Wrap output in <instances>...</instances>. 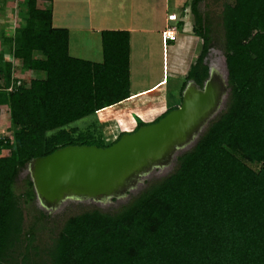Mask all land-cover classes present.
<instances>
[{"label":"trees","instance_id":"obj_1","mask_svg":"<svg viewBox=\"0 0 264 264\" xmlns=\"http://www.w3.org/2000/svg\"><path fill=\"white\" fill-rule=\"evenodd\" d=\"M37 1L51 0H26L23 24L3 38L23 69L45 77L26 84L15 77L19 85L0 90L9 132L0 134V264H264V0L222 3L225 105L170 172L115 209L95 206L68 216L41 250L34 224L22 226L17 201L33 200L31 182L26 175L25 189L15 194L14 179L33 157L67 144L103 147L124 133L105 143L95 112L129 96L130 60L124 29L99 32V62L72 56L68 30L53 27L51 9ZM198 1L188 7L200 48L180 81L179 101L188 79L201 85L207 75L210 36ZM182 24L178 17V31ZM2 58L0 77L8 85L13 67ZM149 122L137 118L132 131Z\"/></svg>","mask_w":264,"mask_h":264},{"label":"water","instance_id":"obj_2","mask_svg":"<svg viewBox=\"0 0 264 264\" xmlns=\"http://www.w3.org/2000/svg\"><path fill=\"white\" fill-rule=\"evenodd\" d=\"M221 59L207 63L205 57L207 75L201 85L188 79L180 103L156 121L103 147L67 144L27 161L21 171L31 182L39 211L52 215L74 202L105 207L127 199L153 173L166 174L224 108L229 87L223 55Z\"/></svg>","mask_w":264,"mask_h":264},{"label":"rangeland","instance_id":"obj_3","mask_svg":"<svg viewBox=\"0 0 264 264\" xmlns=\"http://www.w3.org/2000/svg\"><path fill=\"white\" fill-rule=\"evenodd\" d=\"M112 1L113 0H110L109 5L108 0H102L100 2L101 5L107 6L105 10H108V8L110 7V10H108V12L105 11V15L107 17H113V14H118L117 4L119 3L116 1ZM223 2L231 3L232 0H200L197 3V9L200 11V13L202 15L206 14V23L208 25V31L210 36L211 48L209 49V52L206 55L207 63L213 59H216L219 62H221L222 60L221 56L223 55V34L220 23V12ZM183 3L185 6L183 5ZM188 3L189 0H166L165 4L166 11L172 10L184 23L182 29L180 31H177L176 41L178 38L181 37H183L182 39L186 38L184 42H182V44L185 46L183 49L185 50L182 53H179L176 58L174 57L175 55H173V53L170 51L169 47H165L164 51H162V46L160 45L159 41V38H161V36L156 29L158 27L151 26L149 27V30H146L145 32L136 31L135 34H133L134 40L136 39V46L134 48V58L136 57L137 59H140V61L136 62L134 65L135 76L133 79L135 84L139 85L140 83V86L147 87L154 83L158 78H161V76H165V74L167 76V74H170V76L172 77H168L169 79L167 82V88L165 90L168 101H170V103H173L171 106H177L180 102L178 95L179 84H177V76L184 75V72L189 62L193 60L200 48V39L193 35V32L191 31V27L193 25V18L189 11ZM25 4L26 0H0V55H5L9 52L7 43H4L3 41L4 36H10L12 30H14L15 27L23 24V15L21 14V10L24 9ZM36 5L41 8L47 7L45 5L43 6L41 1H37ZM79 5L80 3L78 2L73 7L77 9L81 7ZM91 5V14H94L93 1H91ZM180 5H182L181 7H185L183 16L180 15ZM81 11L82 9H77L75 12L77 14ZM158 15H161V13H157L155 10V14L153 15V17L155 18L154 22L155 24H157V26L160 23V29L163 30L162 20L161 22H159L160 18ZM173 23H176V21ZM187 35L190 36L187 37ZM70 41L71 54H77V51L80 52V45L84 44V41L85 47L87 49L95 50V52L93 54H89V56L96 62L100 61L101 46L99 31L86 32L72 29ZM173 46H176V43H174ZM10 61L12 63L13 68H22L18 60L11 59ZM170 63H172L171 67ZM21 71L22 74L20 75H23L24 78H19V80L21 79L20 81H22L23 84H26L28 82L31 75H35L33 74V72H29L28 70ZM164 94L165 92L160 91V89L158 90L157 87H151L145 93H130L129 96L123 101H119L115 105L110 106L106 109L96 111V121L98 122V126L100 128L102 138L104 139L105 143L113 141L116 138L117 134L120 132L132 131L133 125L136 123L137 118L144 122L152 121L160 111V107L158 105L164 99ZM87 120L88 117H84L78 120L76 124H84ZM8 133V111L6 108L2 107V111L0 113V134L7 135ZM174 164L175 161H173V164L169 167L170 170L173 168ZM170 170L167 173H169ZM166 174L157 176L158 174L153 173L149 177V179L145 181L144 186L147 183L153 182L154 180H157ZM25 177L26 174L24 171H18L14 179L13 190L15 194L22 193L25 189ZM139 191L140 189L132 193L127 199L118 200L115 202V204L101 207V210L110 211L112 209H115L120 204L125 203L133 195H136ZM17 201L23 214V228H26L31 223H33L35 226L34 243L38 246V250H41L50 244L52 238L57 235L59 227L65 218L72 214L81 212L85 209L95 207V205L91 203H66L58 212L53 213L52 215H48V218L38 220L39 209L36 206L34 198L30 203H26L24 202V197L20 196Z\"/></svg>","mask_w":264,"mask_h":264},{"label":"crops","instance_id":"obj_4","mask_svg":"<svg viewBox=\"0 0 264 264\" xmlns=\"http://www.w3.org/2000/svg\"><path fill=\"white\" fill-rule=\"evenodd\" d=\"M91 1H93V13H92V5ZM102 0H51V1H41L42 5L47 6L51 9V25L53 27H62L66 28L68 30V52L70 53V43H71V31L72 29L79 30V31H91V32H96V31H101L104 29L108 30H113V29H124L129 31V60H130V93L131 94H142L147 92L151 87L155 88L162 92H165L164 94V99L159 103L160 113H162L166 108L171 107L173 103H170L168 101L167 96H166V88H167V82H168V77L170 74H165V76H161V78H158L154 83H152L150 86L147 87H142L139 85H136L134 82V76H135V70H134V65L136 62H139L140 59H137L136 57L134 58V48L136 46L135 42L136 39L134 40L133 34H135L136 31H146L149 30V27L151 26H156L158 28L157 31L160 33L162 30L160 29L161 24L159 23L158 26L155 24V18L153 15L155 14V10L157 13H161V15H158L160 18V21L162 20V26L163 29L165 27V24L167 23L165 21V15L168 12H173L172 10H167L166 11V0H113L112 2L116 1L119 4H117V15L113 14V17H107L105 15V11L108 12L110 10V7L108 10H105L107 6H103L100 4ZM80 3L79 8L77 9H82L81 12H78L76 14V8L75 6L77 3ZM110 4V0H108V5ZM182 5H180V10H182ZM73 8V9H72ZM185 10V9H184ZM183 10V13H184ZM73 12V13H72ZM72 13V14H71ZM96 14V15H95ZM152 14V15H151ZM69 16V17H67ZM183 16V15H182ZM23 22V19H22ZM184 26V23L181 26ZM160 29V30H159ZM180 29V30H181ZM13 31L11 32L10 35L13 34ZM178 31V30H177ZM190 35H187V37ZM177 38V36H176ZM176 38L174 40H168L164 39L162 36L159 38L160 45L162 46V51H164L165 47H169L170 51L175 55L174 57L176 58L179 53H182L185 49H183L185 46L182 44L184 42V39L178 38L176 41ZM82 40V39H81ZM176 41V42H175ZM81 42V41H80ZM84 44L80 45V52L77 51V54H71L72 56H77L79 58H84L88 59L91 61H95L92 59L89 54H93L95 50H89L85 47V42L83 41ZM176 43V46H173V44ZM174 51V52H173ZM33 56L35 58H41V53L39 51L34 50L32 52ZM3 60H17L13 58L9 53L2 55ZM11 58V59H10ZM174 58V59H175ZM101 60V59H100ZM174 63V61H173ZM172 66V63H170V67ZM29 71L33 72L35 74L34 76L31 75V78H37V79H42L45 77V73L43 71H35L32 69H23V68H13L12 73L14 77L16 78H24L22 74V71ZM134 73V74H133ZM164 75V74H163ZM178 81L177 84H180V81L182 79V75L177 76ZM20 79V80H21ZM179 87V85H178ZM123 101V100H122ZM115 105V104H113ZM110 105V106H113ZM110 106L101 108V109H106ZM100 109V110H101ZM144 122V121H143ZM136 124V123H135ZM133 125V128L135 126Z\"/></svg>","mask_w":264,"mask_h":264},{"label":"built area","instance_id":"obj_5","mask_svg":"<svg viewBox=\"0 0 264 264\" xmlns=\"http://www.w3.org/2000/svg\"><path fill=\"white\" fill-rule=\"evenodd\" d=\"M177 20H178V17L174 12L166 13L165 21L167 23L165 24V27L161 32V36L164 39H168V40L175 39L176 33H177V27H176V23H173V22L175 21L177 22ZM13 79H15L14 75L11 76L9 84L4 85V82L2 78L0 77V90H11L13 88V85H19V80L16 79V81L14 82Z\"/></svg>","mask_w":264,"mask_h":264},{"label":"clouds","instance_id":"obj_6","mask_svg":"<svg viewBox=\"0 0 264 264\" xmlns=\"http://www.w3.org/2000/svg\"><path fill=\"white\" fill-rule=\"evenodd\" d=\"M177 34V33H176ZM176 38V37H175Z\"/></svg>","mask_w":264,"mask_h":264}]
</instances>
